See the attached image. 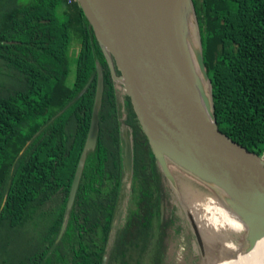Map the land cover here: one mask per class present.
<instances>
[{"label": "trees", "instance_id": "trees-1", "mask_svg": "<svg viewBox=\"0 0 264 264\" xmlns=\"http://www.w3.org/2000/svg\"><path fill=\"white\" fill-rule=\"evenodd\" d=\"M192 5L206 69L222 72L210 77L217 125L262 155L264 0H193ZM73 32L82 41L70 84ZM97 63L106 79L100 131L68 211L92 119ZM108 68L78 0H0V234L3 227L22 226L48 203L46 213H55L53 247L22 264H165L177 232L187 236L192 253L187 264H205L189 210L159 165L136 112L118 108ZM44 94L51 97L53 114L29 136L17 131ZM122 123L134 141L130 171ZM233 211L248 226L243 214ZM247 255L249 264H264V237Z\"/></svg>", "mask_w": 264, "mask_h": 264}, {"label": "water", "instance_id": "water-1", "mask_svg": "<svg viewBox=\"0 0 264 264\" xmlns=\"http://www.w3.org/2000/svg\"><path fill=\"white\" fill-rule=\"evenodd\" d=\"M78 1L104 51L113 55L142 129L170 182L168 159L172 158L201 183L217 182L233 193L248 220L253 242L264 237V159L224 133L215 116L206 112L179 47L174 15L160 0ZM199 65L207 74L202 50ZM97 74L91 124L70 190L68 211L75 201L88 152L96 147L100 131L104 73L99 63ZM121 129L130 171L132 142L125 123ZM188 215L205 253L203 231L190 210ZM67 217L68 212L60 236Z\"/></svg>", "mask_w": 264, "mask_h": 264}, {"label": "rangeland", "instance_id": "rangeland-1", "mask_svg": "<svg viewBox=\"0 0 264 264\" xmlns=\"http://www.w3.org/2000/svg\"><path fill=\"white\" fill-rule=\"evenodd\" d=\"M192 2L193 0H184L186 19L182 27L174 16L176 35L196 92L206 112L213 118L210 77L221 76L222 72L221 70H213L210 73L207 71V74H205L199 65L201 44L197 15ZM230 20L234 21L236 18L230 17ZM72 35L69 45L71 68L67 77L70 84L75 78L76 60L82 41L80 33L73 32ZM186 36L191 42L190 53L184 47ZM234 37L239 39L236 35ZM226 104L224 101L222 108ZM54 111L55 108L52 105L50 95H42L34 103L28 116L17 127V131L28 136L31 135ZM129 138L134 147V141L130 133ZM168 163L171 171V181L176 188L180 202L194 214L195 222L200 225L203 231L205 264H228L235 261L240 255L249 253L254 245L250 237V228L241 220L239 221L232 211V209H235L241 213V206L237 197L217 182L209 181L208 185L201 183L193 174L180 166L175 159L169 158ZM50 206L47 203L43 209L34 214L33 218L22 224V226L3 227L4 229L0 234V264H22L36 252L41 253L53 247L52 241L56 231L55 213L52 211L49 214L46 213L47 208ZM227 217H229V220H227ZM172 237L171 242L174 247L180 244L178 251L181 256L185 251L189 252L188 256L192 255L184 232H177Z\"/></svg>", "mask_w": 264, "mask_h": 264}, {"label": "flooded vegetation", "instance_id": "flooded-vegetation-1", "mask_svg": "<svg viewBox=\"0 0 264 264\" xmlns=\"http://www.w3.org/2000/svg\"><path fill=\"white\" fill-rule=\"evenodd\" d=\"M104 53H105V56H106L107 61H108V67H109L108 69L110 70V73L108 72L109 73L108 82H109L110 86L113 87V89H114V94H115V97H116V100H117L118 108L121 110L122 113L124 112V110L128 106H131L133 108V110H134V106L132 104L131 97L127 94L125 85H124L123 80L121 78L122 73H121L120 69L118 68V66L116 64L113 55L111 54L109 56V55L106 54L105 51H104ZM102 70H103V73H104L103 67H102ZM91 78L93 80L94 76H92ZM97 81H98V74H97ZM105 86H106V79H105V73H104V92H105ZM96 92H97V90H96ZM103 96H104V93H103ZM121 126H122V124H121ZM121 126H120V134L124 138ZM128 134H129V130H128ZM132 150H133V159H135L134 158V147L133 146H132ZM151 150H152V148H151ZM124 159H125V138H124ZM178 248H180V244L179 245H175V247L172 246V244L169 245V247H168L169 251H167V259H166V263L165 264H187V258H188L189 252L185 251L183 256H181L180 252L178 251ZM183 248H185V247H183Z\"/></svg>", "mask_w": 264, "mask_h": 264}, {"label": "bare ground", "instance_id": "bare-ground-1", "mask_svg": "<svg viewBox=\"0 0 264 264\" xmlns=\"http://www.w3.org/2000/svg\"><path fill=\"white\" fill-rule=\"evenodd\" d=\"M160 1L164 5L166 11L169 14H173L176 17L179 25L182 27L186 19L184 0H160ZM184 47L187 52L189 53L191 52V42L187 38V36L184 38ZM226 213L229 214L228 212ZM227 220H229V217H227ZM228 264H249L248 255L247 254L240 255L235 261H231Z\"/></svg>", "mask_w": 264, "mask_h": 264}, {"label": "built area", "instance_id": "built-area-1", "mask_svg": "<svg viewBox=\"0 0 264 264\" xmlns=\"http://www.w3.org/2000/svg\"><path fill=\"white\" fill-rule=\"evenodd\" d=\"M261 156H262V158L264 159V152H263V154H262Z\"/></svg>", "mask_w": 264, "mask_h": 264}]
</instances>
